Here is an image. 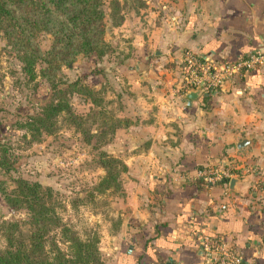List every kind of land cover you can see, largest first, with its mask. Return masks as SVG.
<instances>
[{"label": "crops", "instance_id": "crops-1", "mask_svg": "<svg viewBox=\"0 0 264 264\" xmlns=\"http://www.w3.org/2000/svg\"><path fill=\"white\" fill-rule=\"evenodd\" d=\"M145 1L153 18L129 33L128 90L118 89V124L101 145L127 175L119 226L100 241L103 264H201V235L264 264V61L190 102L178 86L184 51L213 62L264 57V0ZM209 165L235 177L233 188L203 187L196 171Z\"/></svg>", "mask_w": 264, "mask_h": 264}, {"label": "trees", "instance_id": "trees-1", "mask_svg": "<svg viewBox=\"0 0 264 264\" xmlns=\"http://www.w3.org/2000/svg\"><path fill=\"white\" fill-rule=\"evenodd\" d=\"M121 9L120 0H0V34L9 53L18 61L19 71L29 81L37 76L44 79L49 87L47 99L39 103L38 110L17 125L24 129L23 136L28 133L30 139H38L42 133H53L58 129L60 114L63 121L73 122L67 102V96L72 93L101 105L88 83H81L79 77L66 80L56 73L78 56L96 60L104 56L109 50L104 38L105 20L113 26L120 24ZM40 33L50 36L44 50L38 43ZM100 116L102 127L108 120L104 112ZM115 121L109 135L118 124V119ZM107 138L103 143L111 139ZM99 157L98 164L104 172L94 189L117 188L125 164L105 151ZM14 164L7 146L0 142V195L8 208L26 214L22 219L0 220L3 240L0 264H101L97 236L80 235L70 222L63 220V205L50 186L20 174H8L14 170ZM227 180L223 178L219 184ZM261 187L264 188V180Z\"/></svg>", "mask_w": 264, "mask_h": 264}, {"label": "rangeland", "instance_id": "rangeland-1", "mask_svg": "<svg viewBox=\"0 0 264 264\" xmlns=\"http://www.w3.org/2000/svg\"><path fill=\"white\" fill-rule=\"evenodd\" d=\"M120 1L123 15L121 23L113 26L108 19L105 20L104 38L109 44L108 52L99 60L78 56L68 67L61 66L56 73V76L66 80L79 77L81 83H88L101 105H95L90 98L76 93L68 95L67 102L74 121H63L60 114L56 123L58 129L50 134L42 133L38 139H30L28 133L23 136L24 129L17 125L35 113L39 103L47 99L48 84L38 76L27 80L19 71L18 61L9 53L5 39L0 34V142L7 146L11 158L15 159L14 170L8 174H20L41 185L50 186L55 198L63 205V209L59 208L62 209L63 220L70 222L80 235L97 236L101 264V238L107 228H110L109 233L117 229L120 213L124 211L122 179L126 175V167L119 173L117 188L103 191L94 189L104 172L98 164L99 154L104 151L101 149L103 141L107 137L112 138L109 129L116 123L115 114L120 106L118 89L128 90L121 71L124 67L120 64L130 50L129 33L132 34L134 29L147 23V19L153 18L150 1ZM104 8L107 10L106 6ZM49 41L48 34L38 35L42 50L48 47ZM39 66L41 64L35 68ZM101 111L108 120L102 127L99 120ZM101 130L103 134H100ZM22 218H26L24 211L8 208L0 195V220ZM23 228L26 231L27 224ZM2 244L0 237V246ZM60 246L63 247V244Z\"/></svg>", "mask_w": 264, "mask_h": 264}, {"label": "built area", "instance_id": "built-area-1", "mask_svg": "<svg viewBox=\"0 0 264 264\" xmlns=\"http://www.w3.org/2000/svg\"><path fill=\"white\" fill-rule=\"evenodd\" d=\"M264 57L261 52L254 51L233 60L213 62L203 60L191 51H184L178 59V86L181 94L189 89L204 88L210 90L241 72L263 66ZM202 178L203 187L209 188L228 178L229 172L221 165H209L196 171ZM199 247L202 251L201 264H248L241 255L228 248L221 239L201 235ZM165 264V263H160Z\"/></svg>", "mask_w": 264, "mask_h": 264}, {"label": "water", "instance_id": "water-1", "mask_svg": "<svg viewBox=\"0 0 264 264\" xmlns=\"http://www.w3.org/2000/svg\"><path fill=\"white\" fill-rule=\"evenodd\" d=\"M141 65L144 66L145 64L143 63ZM137 70H141V69L137 68ZM208 93H209V91L204 90V88H202V87L196 88V89H189L187 92H185V98H186V101L187 102H190L191 99L199 96L200 94L206 95ZM247 143H248V138L243 137V138H240L236 142V146L237 147H242V146H245ZM235 181H236V178L235 177H230L228 179V187L229 188H233Z\"/></svg>", "mask_w": 264, "mask_h": 264}]
</instances>
